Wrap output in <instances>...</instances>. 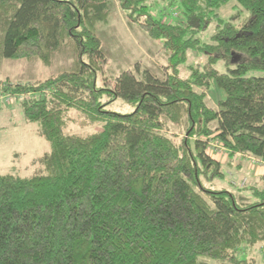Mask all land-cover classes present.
Segmentation results:
<instances>
[{
	"label": "trees",
	"instance_id": "trees-1",
	"mask_svg": "<svg viewBox=\"0 0 264 264\" xmlns=\"http://www.w3.org/2000/svg\"><path fill=\"white\" fill-rule=\"evenodd\" d=\"M117 1L163 40L169 66L161 76L124 70L97 88L105 58L94 26L110 0H0V59L49 64L66 43L76 53L70 72L33 86L5 83L50 149L34 160L43 172L0 173V264H256L238 253L264 241V187L245 189L250 200L217 186L224 172L206 142L264 161V0H233L247 13L243 23L218 17L232 0H178L176 23L151 17L147 0ZM191 50L205 56L200 69L186 65ZM211 86L220 92L214 104ZM102 92L132 111L104 109ZM71 110L98 131L66 133ZM167 122L189 138L176 143L162 132Z\"/></svg>",
	"mask_w": 264,
	"mask_h": 264
},
{
	"label": "rangeland",
	"instance_id": "rangeland-1",
	"mask_svg": "<svg viewBox=\"0 0 264 264\" xmlns=\"http://www.w3.org/2000/svg\"><path fill=\"white\" fill-rule=\"evenodd\" d=\"M145 3L151 17L168 23L181 21L182 7L178 0H147ZM217 13L222 21H227L231 15L235 14L238 15L239 23H243L247 19V13L233 0L222 5ZM139 20L143 22L144 19L133 14L127 16L117 0H110L109 13L105 21L95 24L94 31L100 41L105 58V62L95 73L97 88L112 86L115 77L124 70H131L137 74L136 68L140 71L148 69L161 76L165 72L164 67L169 66V50L164 48L163 40L152 38L145 33ZM214 26L215 22L210 24L204 32H198L197 37L200 43L209 40ZM186 61V65L193 64L200 69L205 61V56L199 50H191L188 51ZM75 63L76 53L70 43H66L58 51H55L49 64H43L38 57L16 60L0 59V94L4 93L5 83L33 86L47 78L74 70ZM95 63L98 65L97 62ZM183 65H180L179 73L186 75L187 67L185 64ZM216 68L222 70L223 63L219 61ZM171 70L169 69L168 72ZM210 88L213 89L208 92V97L210 103L214 104L219 99L220 92L215 86ZM103 92L100 93V101L104 105V109L118 113L132 111L133 108L120 98L110 101L107 94ZM9 98L8 102H0V173L12 172L22 177H28L43 172L41 164L34 159L49 151V143L40 134L36 123H28L24 120L20 97L14 98L10 95ZM80 116L78 111H70L68 117L70 120L65 128L66 133L89 134L98 131V125H91ZM165 126H167L166 130H162V132L167 133L176 143L189 138L185 132V126L172 125L169 122ZM208 136H212V134ZM207 140L206 152L213 154L223 164L222 171H227L224 173L225 181L215 180L217 186L223 185L228 186V190L231 188L238 190L240 194L250 196L251 200V192L245 189L250 186L251 188L264 187L258 175L264 166V161L251 155H243V161L239 162L238 158L240 157L226 155L229 151L219 141L211 137ZM235 160H238L239 169L242 167L246 169L245 174H239V169L234 168ZM230 163L232 166H229ZM238 258H251L256 264H264V241L257 242L252 246H244L238 253ZM206 261L213 263L209 260Z\"/></svg>",
	"mask_w": 264,
	"mask_h": 264
},
{
	"label": "crops",
	"instance_id": "crops-1",
	"mask_svg": "<svg viewBox=\"0 0 264 264\" xmlns=\"http://www.w3.org/2000/svg\"><path fill=\"white\" fill-rule=\"evenodd\" d=\"M210 155H212L213 156V154H210ZM226 155H229V152H228V154H226ZM234 157H236V158H238V157H240V158H238L239 159V162L240 161H243V159H242V157H243V155L242 154H240V153H234V154H232ZM238 155V156H237ZM214 157V156H213ZM38 158V157H37ZM37 158H35V159H37ZM215 158V157H214ZM34 159V160H35ZM235 162H236V165H235V169H239V166H237L238 165V160H235ZM221 163V162H220ZM231 164V163H230ZM221 165H222V168H223V164L221 163ZM229 166H232V164L231 165H229ZM244 171V172H243ZM245 171H246V169H244V167H242V168H240L239 169V174H245ZM223 172H224V170H223ZM225 172H227V171H225ZM224 172V173H225ZM252 172V171H251ZM260 177H259V179L261 180V182H263V180H262V177H263V175H264V166L262 167V170H261V172H260V174H258ZM225 181V180H224Z\"/></svg>",
	"mask_w": 264,
	"mask_h": 264
},
{
	"label": "built area",
	"instance_id": "built-area-1",
	"mask_svg": "<svg viewBox=\"0 0 264 264\" xmlns=\"http://www.w3.org/2000/svg\"><path fill=\"white\" fill-rule=\"evenodd\" d=\"M10 95L9 94H4V93H1L0 94V102L3 103V102H8L9 101V98ZM259 160V159H258Z\"/></svg>",
	"mask_w": 264,
	"mask_h": 264
}]
</instances>
